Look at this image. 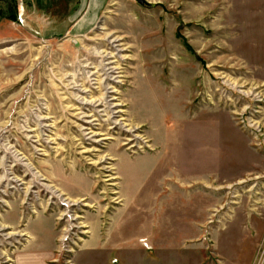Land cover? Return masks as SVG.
<instances>
[{"label":"rangeland","instance_id":"obj_1","mask_svg":"<svg viewBox=\"0 0 264 264\" xmlns=\"http://www.w3.org/2000/svg\"><path fill=\"white\" fill-rule=\"evenodd\" d=\"M146 1L0 0V264H264V0Z\"/></svg>","mask_w":264,"mask_h":264},{"label":"crops","instance_id":"obj_2","mask_svg":"<svg viewBox=\"0 0 264 264\" xmlns=\"http://www.w3.org/2000/svg\"><path fill=\"white\" fill-rule=\"evenodd\" d=\"M57 1L59 0H29V2L32 4L31 8L32 9L34 8L32 10L33 18L34 17L36 18L35 14H39L37 15V19L39 21L42 20V22L45 21V23H47L46 24L47 29L48 27H50V25H53L50 23L54 21L51 19V15L50 16L47 15V12H51L50 8L52 6H56L58 4ZM64 1H69V3H68V9H66L67 11H65L67 12L66 13L67 15H65L64 20H62L63 24L61 26H64V24H66L67 22L69 25L71 24L69 30L75 31V33L80 31L81 28H86L90 26L91 23H93L97 13L102 11L105 2H107V0H64ZM29 2L26 3L27 6L30 5ZM26 4L22 5L21 8L22 12H26L27 10L25 8ZM57 13L58 14H56L55 19H59L61 17V14H59V12Z\"/></svg>","mask_w":264,"mask_h":264},{"label":"water","instance_id":"obj_3","mask_svg":"<svg viewBox=\"0 0 264 264\" xmlns=\"http://www.w3.org/2000/svg\"><path fill=\"white\" fill-rule=\"evenodd\" d=\"M139 4H150L149 2H147L146 0H136Z\"/></svg>","mask_w":264,"mask_h":264},{"label":"bare ground","instance_id":"obj_4","mask_svg":"<svg viewBox=\"0 0 264 264\" xmlns=\"http://www.w3.org/2000/svg\"><path fill=\"white\" fill-rule=\"evenodd\" d=\"M105 74V73H104Z\"/></svg>","mask_w":264,"mask_h":264}]
</instances>
